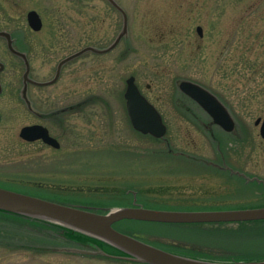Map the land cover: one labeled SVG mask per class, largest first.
<instances>
[{
	"label": "rangeland",
	"instance_id": "1",
	"mask_svg": "<svg viewBox=\"0 0 264 264\" xmlns=\"http://www.w3.org/2000/svg\"><path fill=\"white\" fill-rule=\"evenodd\" d=\"M114 1L127 17L118 44L65 62L56 82L36 98L35 88L21 84L52 80L59 62L86 46L108 47L122 30L123 14L109 0H0V31L15 50L0 35L6 62L0 102L11 107L0 122V187L105 211L134 204L167 210L264 206V139L254 123L264 116V0ZM31 9L41 16L39 31L27 23ZM130 75L160 112L163 137L132 127L123 97ZM184 79L223 101L233 131L213 124L178 89ZM46 100L54 117L43 121L33 114ZM33 123L46 125L59 148L23 140L21 127ZM114 226L161 249L181 253L183 246L208 260L264 256L263 220H122ZM70 235L0 212V264H149L76 251L96 248Z\"/></svg>",
	"mask_w": 264,
	"mask_h": 264
},
{
	"label": "water",
	"instance_id": "2",
	"mask_svg": "<svg viewBox=\"0 0 264 264\" xmlns=\"http://www.w3.org/2000/svg\"><path fill=\"white\" fill-rule=\"evenodd\" d=\"M123 14V27L115 40L104 49L86 46L62 59L57 67L54 82L61 66L79 56L85 51L103 53L111 50L118 44L127 31V17L122 8L114 1L109 0ZM26 18L33 30H40L42 19L34 9L27 11ZM201 34V27L197 26ZM0 35L7 37L10 46V35L0 31ZM12 51L15 52L14 49ZM20 54V53H19ZM2 63L0 62V67ZM28 72L26 70L25 74ZM26 77V75H25ZM126 87L123 93L125 108L132 127L142 133L161 138L166 133V125L157 108L141 93L133 75L125 79ZM178 89L194 100L210 117L213 124L218 125L226 132L235 128V120L224 103L209 89L191 80H180ZM259 125L260 136L264 139V116L255 119ZM19 135L27 141L42 139L45 143L58 148L59 142L52 137L48 129L40 124L25 125ZM0 210L21 214L27 217L46 220L68 227L83 234L95 237L121 250L123 255L110 254L102 249L87 251L75 249L85 253H101L106 256L145 262L149 264H264L261 260L216 261L195 258L178 254L141 241L114 228L115 222L130 219L163 223H210V222H242L264 220V206L254 208L219 209V210H167L145 208L140 205L110 208L106 212H97L83 207L61 204L35 196L0 187Z\"/></svg>",
	"mask_w": 264,
	"mask_h": 264
},
{
	"label": "flooded vegetation",
	"instance_id": "3",
	"mask_svg": "<svg viewBox=\"0 0 264 264\" xmlns=\"http://www.w3.org/2000/svg\"><path fill=\"white\" fill-rule=\"evenodd\" d=\"M0 30H3V29H0ZM5 42H7V44H8V41L6 39H5ZM19 56L22 57V59L25 61L23 56H21V55H19ZM0 61L2 63V66L0 67V78H1L2 73L5 72V69H6V62L2 61L1 59H0ZM55 82L56 81L50 83L49 80H47V81L35 80L33 82L28 81L26 84H24V83L21 84V89H23L24 86L26 85V88H27V91H28L30 89V86H32L33 88H35L33 90L34 94H35V97L36 98H38V97L40 98L39 89L43 88V87H46V86H49V85H52ZM5 89H6L5 85L0 79V96L4 93ZM21 89H18L17 94H18L19 90H21ZM8 107H9V105L7 106L6 104H3V103L0 102V122L2 120H4V118L6 116L7 109H9V110L11 109V107H9V108ZM36 109H37V111L33 115L36 118H38V119H42L43 121H45V120H48V119L50 120V119H52L54 117V110H53L52 102H50V104H49V101L46 100L45 109H42V111H40L37 107H36ZM33 124H41V125L45 126L48 129V132L50 134L49 128L46 125H44L42 123H33ZM28 125H32V124H28ZM35 141L43 142V140H41V139H37ZM260 184H262L264 186L263 182H261ZM90 208L91 209H98V210L102 209L101 207H90ZM187 224H189V223H187ZM192 224H194V223H192ZM200 224H203V225H208L209 224V225H211V223H200ZM191 256H193V255H191ZM259 258H264V256H258V258H247V259L248 260H254V259H259Z\"/></svg>",
	"mask_w": 264,
	"mask_h": 264
},
{
	"label": "trees",
	"instance_id": "4",
	"mask_svg": "<svg viewBox=\"0 0 264 264\" xmlns=\"http://www.w3.org/2000/svg\"><path fill=\"white\" fill-rule=\"evenodd\" d=\"M1 213H3L4 215L6 216H9L10 218H15V219H20L21 221H26V222H29L31 224H34V225H40V226H45V227H50L55 231H63L65 232V234H67V236H69L70 238L72 237L70 234H73L75 236H77L75 239L77 240V242L81 243V244H86V243H93V244H96V245H99L101 246L104 250L108 251V252H114V253H121L118 249H116L115 247L109 245L108 243H105L104 241H101L97 238H94V237H91L89 235H86V234H83L81 232H78V231H74L70 228H67V227H64L62 225H59V224H56V223H53V222H49V221H46V220H42V219H37V218H33V217H27V216H24V215H21V214H16V213H10V212H7V211H3V210H0ZM180 248H182V252L181 254H186V255H198V254H195L194 253V250H192V252H188L190 250H186L185 247L183 248V246H181ZM185 249V250H184ZM200 256V255H199ZM202 257H206V256H203Z\"/></svg>",
	"mask_w": 264,
	"mask_h": 264
}]
</instances>
